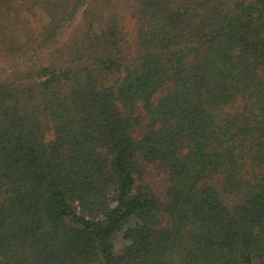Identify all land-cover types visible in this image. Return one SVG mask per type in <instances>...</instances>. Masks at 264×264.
<instances>
[{"label": "trees", "instance_id": "obj_1", "mask_svg": "<svg viewBox=\"0 0 264 264\" xmlns=\"http://www.w3.org/2000/svg\"><path fill=\"white\" fill-rule=\"evenodd\" d=\"M117 7L0 0V264H264V0Z\"/></svg>", "mask_w": 264, "mask_h": 264}, {"label": "rangeland", "instance_id": "obj_2", "mask_svg": "<svg viewBox=\"0 0 264 264\" xmlns=\"http://www.w3.org/2000/svg\"><path fill=\"white\" fill-rule=\"evenodd\" d=\"M117 7V13L119 14L121 18V24L123 25L125 31L129 34V39L133 37L134 29H135V20L133 18L132 13V6H133V0H116ZM40 19V22L42 23V20L44 17L37 16ZM81 19V17H80ZM153 175V171H150ZM153 179L155 176H152ZM155 180H159V178H155Z\"/></svg>", "mask_w": 264, "mask_h": 264}]
</instances>
